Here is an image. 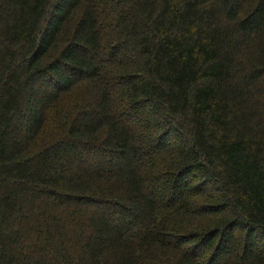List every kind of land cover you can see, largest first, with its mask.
Here are the masks:
<instances>
[{
	"label": "trees",
	"instance_id": "1",
	"mask_svg": "<svg viewBox=\"0 0 264 264\" xmlns=\"http://www.w3.org/2000/svg\"><path fill=\"white\" fill-rule=\"evenodd\" d=\"M0 264H264V0H0Z\"/></svg>",
	"mask_w": 264,
	"mask_h": 264
}]
</instances>
